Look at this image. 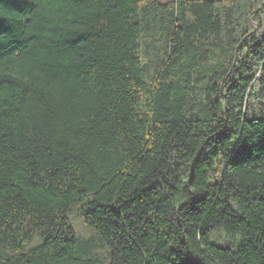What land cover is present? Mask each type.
<instances>
[{
    "label": "trees",
    "instance_id": "16d2710c",
    "mask_svg": "<svg viewBox=\"0 0 264 264\" xmlns=\"http://www.w3.org/2000/svg\"><path fill=\"white\" fill-rule=\"evenodd\" d=\"M0 264H264V0H0Z\"/></svg>",
    "mask_w": 264,
    "mask_h": 264
},
{
    "label": "rangeland",
    "instance_id": "374dc122",
    "mask_svg": "<svg viewBox=\"0 0 264 264\" xmlns=\"http://www.w3.org/2000/svg\"><path fill=\"white\" fill-rule=\"evenodd\" d=\"M159 3H166V2H170V1H174V0H157Z\"/></svg>",
    "mask_w": 264,
    "mask_h": 264
}]
</instances>
